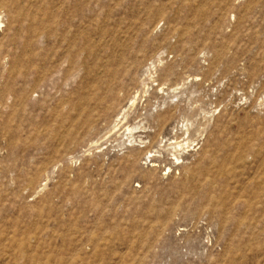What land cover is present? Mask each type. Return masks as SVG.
I'll list each match as a JSON object with an SVG mask.
<instances>
[{
  "label": "rangeland",
  "instance_id": "1",
  "mask_svg": "<svg viewBox=\"0 0 264 264\" xmlns=\"http://www.w3.org/2000/svg\"><path fill=\"white\" fill-rule=\"evenodd\" d=\"M0 264H264V0H0Z\"/></svg>",
  "mask_w": 264,
  "mask_h": 264
}]
</instances>
